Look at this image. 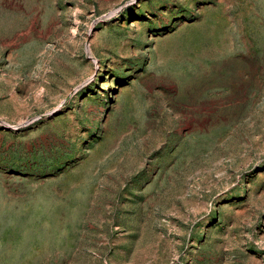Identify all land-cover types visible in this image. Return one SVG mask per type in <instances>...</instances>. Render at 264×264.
I'll return each instance as SVG.
<instances>
[{
	"label": "rangeland",
	"instance_id": "obj_1",
	"mask_svg": "<svg viewBox=\"0 0 264 264\" xmlns=\"http://www.w3.org/2000/svg\"><path fill=\"white\" fill-rule=\"evenodd\" d=\"M0 264H264V0H0Z\"/></svg>",
	"mask_w": 264,
	"mask_h": 264
}]
</instances>
